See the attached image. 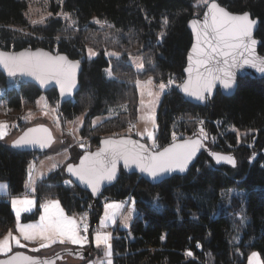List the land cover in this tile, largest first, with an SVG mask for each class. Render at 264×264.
<instances>
[{"label": "trees", "instance_id": "trees-1", "mask_svg": "<svg viewBox=\"0 0 264 264\" xmlns=\"http://www.w3.org/2000/svg\"><path fill=\"white\" fill-rule=\"evenodd\" d=\"M218 2L230 11H248L259 18L256 36L264 54V0ZM50 6L54 15L61 12L72 23L51 16L30 25L27 0H0V48L44 47L81 61L79 90L59 106L55 89L44 93L35 84L0 71V101L8 111L18 112L44 97L61 129L66 121L83 115L78 134L88 143L63 144L61 150L67 149L69 156L36 180V208L24 218H35L41 201L55 197L65 212L87 213L96 221L104 203L98 200L92 206L89 192L66 185L64 167L97 146L101 137L127 134L125 129L136 120L135 79H172L175 85L182 81L192 40L187 22L199 16L203 6L198 0H58L50 1ZM89 48L95 55H89ZM132 56L141 57L143 69L130 63ZM109 66L112 78L104 74ZM97 115L106 118L93 124ZM199 123L207 136L205 148L185 175L152 185L121 170L101 194L108 199L132 197L137 209L130 234L118 230L112 237L113 264H246L251 251H257L264 264V78L239 79L233 95L217 90L204 105L190 103L172 86L159 104L152 147H162L174 136H200ZM27 125L21 121L19 131ZM48 151L16 150L0 140V181L7 182L9 194L27 191L30 159ZM217 155L232 157L235 166L227 160L218 162ZM234 187L244 190V200L235 196L225 205L223 193ZM13 227L11 205L1 198L0 236ZM84 247L93 253L92 246Z\"/></svg>", "mask_w": 264, "mask_h": 264}, {"label": "snow or ice", "instance_id": "snow-or-ice-1", "mask_svg": "<svg viewBox=\"0 0 264 264\" xmlns=\"http://www.w3.org/2000/svg\"><path fill=\"white\" fill-rule=\"evenodd\" d=\"M207 3V0H203ZM209 15L211 21L209 22ZM35 24L36 21H33ZM99 23V21H97ZM193 25L197 22L192 21ZM256 22L249 19V15L244 13L243 15H232L226 12L223 8H220L213 0L209 6L208 13L205 14V23L203 25V44L200 50V59L197 61L198 65L204 68L207 76L199 77L195 82L189 80L183 85V90L189 95L196 96L197 99L203 100L205 92H211L213 83L215 80L220 79L226 89L232 87L233 73L231 68L235 66L236 54L241 56L245 52L251 54V46L245 43V38L250 39L252 34V26ZM201 36L198 34V42ZM256 41L251 40V45H255ZM243 50V51H241ZM89 55H95V52L89 48ZM109 55H117L116 53H110ZM44 56H47L45 53ZM222 58V59H220ZM229 58L232 59V63L229 62ZM67 58L64 56L53 59H34L31 56H27L25 53H21L19 56H6L0 53V63H2L8 70L10 75H15L17 71L35 76L40 80L41 84L46 82L47 78L56 79L60 84L61 95L65 92H71L74 86V75L71 69L78 66L79 62H66ZM244 64H250L252 67L257 68L258 71L264 73V60L244 59ZM138 69H143V63H138ZM222 74V76L220 75ZM111 76V72H109ZM149 79L148 83H151ZM139 83V82H138ZM169 84L172 83L170 80ZM167 85L161 82L159 88L165 89ZM153 124L155 123L154 117H149ZM5 127L4 124H0V129ZM34 131V130H30ZM47 133V129H43ZM201 131H203L201 129ZM4 133L0 131V139L3 138ZM152 134L149 133V136ZM175 138V136H174ZM51 136H48V140ZM47 140L41 138L21 139L14 142L13 146H23L25 144H39L44 147ZM104 143L109 147L101 149L99 152L85 155L78 166L69 164L67 171L77 177V179L88 185L93 193H96L99 188V184L103 180L111 181L116 175V165L121 159L124 161L125 167L130 164H135L142 173H147L153 179L157 178L161 174L172 172L176 169L184 171L188 163L191 161L196 151L198 150L199 141L192 143L185 142L184 144H174L169 148H165L162 152L156 154H145L143 151V145L139 146L140 150H137L135 142L132 141H113L105 140ZM133 145L128 147V145ZM80 147H84L83 144ZM216 160H227L235 166V160L232 157L216 156ZM55 167V166H53ZM65 183H71L66 181ZM3 187V186H0ZM12 207L16 213L17 222L19 221L21 208L17 205H22L24 211H28L29 206L33 204L30 199H13L11 201ZM120 204H108L106 209H119ZM46 215L41 217V220L47 219V214L50 209H56L55 218L52 219L48 225H25L19 227V231L25 240H34L36 236H39L42 240L50 241V244L57 242L63 244L70 242L73 245L83 246L87 243V237L80 235L76 221L68 219L63 214V209L59 206V201L53 200L50 204L44 206ZM115 213L113 212L112 215ZM105 218H110L108 211L105 212ZM127 219V218H126ZM104 224V220L101 221V225ZM84 232H87V225H84ZM9 238L14 239L17 245H20V240L12 235L9 231L8 234L0 240V251L10 250ZM96 245L99 247L104 244L107 248L105 256L108 257L106 264H113L111 260V244L109 243L110 236L107 234L97 233ZM50 244L41 243L40 247H49ZM38 250V249H33ZM187 255L191 256L189 251ZM257 254L253 253L252 257H256ZM25 259H28L27 257ZM103 264V262H102ZM251 264V259H250Z\"/></svg>", "mask_w": 264, "mask_h": 264}, {"label": "rangeland", "instance_id": "rangeland-1", "mask_svg": "<svg viewBox=\"0 0 264 264\" xmlns=\"http://www.w3.org/2000/svg\"><path fill=\"white\" fill-rule=\"evenodd\" d=\"M50 1L54 3V1L57 2L58 0H27L28 7L25 11V14L28 18L27 20L30 23V25H34L33 21H36L35 24L43 23L46 21V19L50 18L51 16H63L69 24L72 23V20L69 18V16L64 15L61 12H58L56 15H54V13H52V11L50 10L51 8ZM208 1L210 0H207V3ZM198 3L201 4L203 8L207 4L203 2V0H198ZM129 61L136 69H138L136 65L142 62L140 56H132ZM109 72H111V76H109ZM104 74L107 78H112L114 76L110 66L105 68ZM149 79H151L152 81L151 83H148ZM170 80L172 81L171 84L168 83ZM161 82L167 85L163 90L159 88ZM134 83L137 91L136 120L133 125L129 124V126L125 129L124 132L136 136L137 138L145 141L150 147H152L154 145L157 111L159 108L161 98L166 91L171 89L172 86H176V85L172 79L155 82L151 76L135 79ZM5 107L6 106L2 104V102L0 101V124L5 125L3 129H0V131L4 133L3 138L0 139L1 141L9 144V142L20 132L18 129V126L20 128V122L28 121V125L38 122H43L50 125L55 135V142L52 144L49 151L44 156L40 157L38 155H35L30 159L34 161H32V163L29 161L28 177L26 181V190H27L26 192L22 194L11 195L9 194L7 182L0 181V186H3L0 187V199L6 198L9 201L14 215L13 229L6 231L2 236H0V240H2L8 234L9 231L12 232V235L14 237L20 240V245H17L14 239L9 238L10 250L0 251V256L9 254L10 252L13 251V248H18L19 250L25 251L26 253L32 256H37V257L41 256L47 258L48 256L52 255L59 249L65 248L67 244L69 245L71 243L66 240V242L63 244L59 242L55 244H50V241L42 240L39 236H36L34 240H25L19 231V227H23L25 225H41V224L48 225L51 223L52 219L55 218V214L57 210L50 209L49 213L47 214L48 218L43 221L41 220V217L46 215L44 206L46 204H50L51 201L53 200L59 201L55 197L45 198L44 200L41 201L40 211L35 218L25 219L24 215L31 214L32 212H34L36 208V197L33 192V186L36 180L45 177L51 170H53L58 164L64 162L65 159L69 156L70 152L67 149L61 150L62 147H65V145L63 144L64 143L67 144V142L68 143L74 142L75 145L79 144V146L82 143H86L85 145L83 144L84 147L87 145L88 140L84 138H80L78 134L79 128L80 126H82L83 123V115H77L75 118L66 121V127L61 129L56 123V117L53 110L49 108V106H47L44 97L38 99L36 106L31 108L23 107L18 112H12V111L10 112ZM149 117H154L155 120L154 124L152 120L149 119ZM15 118L17 119V121L14 120ZM105 118H106L105 115H97L96 117L93 118L92 122L93 124H97L98 122H100ZM198 128H199L198 134L202 136L203 139L207 140V136L205 135L204 131H201L202 127L200 123L198 124ZM149 133H151L152 135L149 136ZM186 136H191V135H186ZM243 193L244 190L237 187L229 188L225 190V192L223 193L224 204L228 205L232 203L235 196H237L239 199L244 200V197L242 196ZM25 198L32 200L33 204L29 206L30 210L28 211L23 210L24 206L17 205V207H20L22 209L20 212L19 221L17 222L16 213L12 207L11 201L13 199H25ZM113 203H118V204L121 203L120 209L110 211L109 212L110 218L108 219L105 218L106 211H103V213L99 214L98 228L90 232H88L87 230L88 234L84 235L87 237L86 244H84L83 246L73 245V244L69 245L74 248H81L86 245L92 246L95 255H98L99 258L97 257L96 261H92L93 259L85 261L82 264H89V262L91 261L93 262V264H102V262L103 264H106L108 257L105 256V252L107 251V248L104 244H101L99 247H97L95 240L97 233L109 235L110 236L109 243L111 244V246H112V237L117 233L118 230L126 231L128 234H130L129 228L137 213L134 199L132 197L125 199H108L107 203H104V205L106 206L107 204H113ZM59 206L61 209H63L60 201H59ZM113 212L115 213L114 215H112ZM63 214L68 219L76 221L77 226L80 220H84L83 218L84 214H82L81 217L80 215H78L77 212L67 213L65 212L64 209H63ZM74 214L76 218L75 216H73ZM102 220H104L103 225H101ZM79 233L80 235H82L81 232ZM41 243L50 244V246L41 248L40 247ZM33 249H38V250L34 251ZM111 252H112V247H111ZM253 253L257 254V256L254 258L252 257ZM91 255L94 256V254ZM250 259H251V264H263L262 258L257 251L249 252L246 258V264H250ZM79 260H80L79 256H71L69 254H63L57 256L52 264H77Z\"/></svg>", "mask_w": 264, "mask_h": 264}, {"label": "water", "instance_id": "water-1", "mask_svg": "<svg viewBox=\"0 0 264 264\" xmlns=\"http://www.w3.org/2000/svg\"><path fill=\"white\" fill-rule=\"evenodd\" d=\"M213 2V0L208 1V3L204 6L201 14L196 17H192L189 19L187 22V27L189 31L191 32L192 35V40L191 44L187 50L186 53V61L185 65L183 68V74L184 77L180 83L176 85V91L180 93L187 101H189L192 104L196 105H204L208 100H210L214 94L216 93L217 90H219L223 95L225 96H231L235 93L237 85H238V80L243 79V78H250V79H261L264 78V73L260 72L257 70V68L252 67L250 64H244L243 61L244 59H252L256 60L257 62L259 60H264V54L259 52V46L261 44V40L256 36V31L259 26V18L257 17H252L250 12L244 11V12H235V11H230L226 7H224L222 4L218 2V0H214V2L220 7L223 8L226 12L232 14V15H243L244 13H247L249 15V19L254 20L256 23L252 26V34L251 38H245V43L249 44L251 46V54L248 52H245L243 56H241L239 53L236 54L235 58V66L232 67L230 70L233 73V80H232V87L226 89L221 82L220 79H217L213 83V87L211 92H205L204 93V99L200 100L197 99L196 96L189 95L183 90V85L188 82L189 80H192L195 82L199 77L201 76H207V73L205 72L204 68L198 65L197 61L200 59V50L202 47H205L203 44V25L205 23V14L208 13L209 11V6ZM192 21H196L197 23L193 25ZM211 21V16L209 15V22ZM198 34H200L201 39L198 42ZM251 40H255L256 43L255 45H251ZM243 51V50H241ZM0 53L5 54L6 56H19L21 53H25L27 56H31L34 59H48L49 57L56 59L58 57L64 56L67 58L66 62L62 63H67V62H79L78 66L75 67L74 69H71L74 75V86L71 90V92H65L63 95H61L60 91V84L57 83L56 79L52 78H47L46 82L41 84L40 80L37 79L35 76L32 75H27L24 73H21L19 71L16 72V74L10 75L9 70L2 64L0 63V71L4 73L6 77H19L22 81L25 82H30L35 84L41 92H46L50 89H55L57 92L58 96V105L60 106L63 102L68 101L74 97V95L77 93L79 90V77L80 73L82 71V63L79 60L76 59H71L67 54L58 52L54 53L44 47H35V48H30V47H24L20 49H3L0 48ZM47 54V56H44V54ZM222 59V58H220ZM229 62L232 63V59L229 58ZM222 76V74H220ZM43 129H47V133L43 131ZM34 130V131H30ZM51 136V139L48 140V136ZM24 137L25 139H33V138H41L44 140H47V143L44 147H41L39 144H25L23 146H13L14 142L21 139ZM105 140H113V141H132L135 142V146L137 147V150L139 149L140 145H143V151L145 154H156L158 152H162L165 148H169L173 146L174 144H184L185 142L192 143L194 141H199V146L198 150L196 151L195 155L191 159V161L188 163L187 167L185 168L184 171H179V169H176L172 172L161 174L157 178L153 179L150 177L147 173H142L140 169L135 165V164H130L128 167H125L123 159L119 160L116 165V175L115 178L111 181L108 180H103L99 184L98 191L96 193L92 192V189L80 182L77 177L72 175L67 171V167L69 164L78 166L80 164L81 159L85 155H90L99 152L101 149H106L109 146L104 143ZM55 142V135L53 133V129L51 128L50 125L43 123V122H38L34 124L27 125L24 129H22L10 142H9V147L12 149L16 150H24V151H33V152H45L50 149L52 144ZM133 145L129 144L128 147H132ZM204 139L200 136H186V137H180L177 138L170 143L159 147V148H152L150 147L145 141L137 138L134 135L131 134H118V135H106L103 136L99 139L97 146H95L92 149H86L84 150L79 157L77 158L76 162L73 163H67L64 167L65 173L68 177V179L73 183V185L81 188L84 191H87L91 194L92 201L91 205L94 206L100 195L103 193V191L111 184L117 181L120 171H124L128 174H138L141 176L145 181L148 183L155 185L158 184L173 175H185L190 168L195 164L197 158L201 154L202 150L204 149ZM63 254H69L71 256H79L81 258L83 257H89L91 256V251L90 249H87L85 247L82 248H74V247H65L62 249H59L52 255L46 257H37V256H32L25 251L22 250H15L10 252L9 254H6L4 256H0V264H52L54 259L57 256L63 255ZM28 259H25V258Z\"/></svg>", "mask_w": 264, "mask_h": 264}, {"label": "built area", "instance_id": "built-area-1", "mask_svg": "<svg viewBox=\"0 0 264 264\" xmlns=\"http://www.w3.org/2000/svg\"><path fill=\"white\" fill-rule=\"evenodd\" d=\"M133 124H134L133 122L130 123V125H133ZM174 139H176V137ZM32 161H34V160H30L31 163H32ZM71 184H72V182L70 184L66 183V185H68V186H70ZM107 199L108 198L106 195H101L98 200L101 203H105L107 201ZM83 218H84V220H80L78 222V230H79V232H81L82 235H87L88 232L97 229V221L91 220L87 213L84 214ZM85 224L87 225V230H88V232H86V233L83 230Z\"/></svg>", "mask_w": 264, "mask_h": 264}, {"label": "crops", "instance_id": "crops-1", "mask_svg": "<svg viewBox=\"0 0 264 264\" xmlns=\"http://www.w3.org/2000/svg\"><path fill=\"white\" fill-rule=\"evenodd\" d=\"M108 201V200H107ZM107 201L105 202V203H107ZM116 204H118V203H116ZM120 205H121V203H119ZM108 205V204H107ZM120 209V208H119ZM119 209H106V206L103 204V208H102V211H101V213H103V211H108V212H110V211H112V210H119ZM78 215H80L81 217H82V214L81 213H78ZM77 215V216H78ZM73 216H75V214L73 215ZM75 218H76V216H75ZM97 228H98V221H99V217L97 218ZM69 245H72V244H69ZM68 244H67V246L66 247H71V246H69ZM77 247H79V246H77ZM82 248V247H81ZM92 254H94V256H89V257H83V258H81L80 257V260H79V262L77 263V264H82L83 262H85V261H88V260H91V259H93L92 261H96L97 260V257H98V255H95V253H94V251H93V253ZM99 258V257H98ZM89 262V264H93V262Z\"/></svg>", "mask_w": 264, "mask_h": 264}, {"label": "bare ground", "instance_id": "bare-ground-1", "mask_svg": "<svg viewBox=\"0 0 264 264\" xmlns=\"http://www.w3.org/2000/svg\"><path fill=\"white\" fill-rule=\"evenodd\" d=\"M236 200V199H235ZM238 202V201H237Z\"/></svg>", "mask_w": 264, "mask_h": 264}]
</instances>
